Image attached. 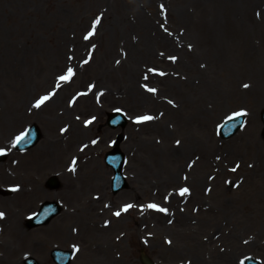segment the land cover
<instances>
[{"label":"rangeland","instance_id":"obj_1","mask_svg":"<svg viewBox=\"0 0 264 264\" xmlns=\"http://www.w3.org/2000/svg\"><path fill=\"white\" fill-rule=\"evenodd\" d=\"M69 68L74 75L60 81ZM205 68L207 93L196 89ZM118 107L130 118L122 130L106 124ZM263 108L264 0H0V150L8 152L0 209L12 196L8 185L33 194L27 206L10 198L31 233L13 242L0 230V255L54 264L53 247H75L71 264H142L144 248L158 264H244L249 255L264 262ZM240 110L243 128L221 138L219 125ZM145 115L154 119L138 123ZM33 122L41 141L15 151ZM120 131L129 186L113 193L104 155ZM54 174L58 189L46 186ZM49 199L63 202L62 213L29 228L24 214Z\"/></svg>","mask_w":264,"mask_h":264},{"label":"bare ground","instance_id":"obj_2","mask_svg":"<svg viewBox=\"0 0 264 264\" xmlns=\"http://www.w3.org/2000/svg\"><path fill=\"white\" fill-rule=\"evenodd\" d=\"M201 80H199L198 82L201 83L200 87H196V89H199L201 90L203 93H207L208 91L210 92V80H209V77L207 75V71H206V68L203 69V72L201 73ZM58 97L56 98L57 102L58 103H62L61 102V99L63 98L62 95H63V92L61 93H58ZM56 102V103H57ZM10 118H13L12 116H9ZM83 127H80V126H77L76 125V132L77 134H79V130H82ZM86 130V129H85ZM85 130H82L83 132H85ZM49 139H47L48 141ZM50 143V142H48ZM65 152V151H63ZM61 157H63V153L59 154ZM66 153L64 154V157H65ZM63 161V158H61L60 160L54 162V163H60ZM94 162V161H92ZM64 178L66 179L67 181V184L68 185H71V183H73L72 179L69 178L68 175H65L63 174ZM1 181V179H0ZM73 186V184H72ZM15 189H18V190H15L14 191V195L15 196H10V198H14V197H19L21 200L25 201L26 200V203L25 205H31V198H32V192L28 190H22L21 188H18L16 187ZM32 189V188H31ZM30 189V190H31ZM33 190V189H32ZM37 190H39V186L36 185L35 186V193H37ZM10 198H5L3 199V208L0 209V212L4 213V217L3 218H0V222L3 220L2 222V225L0 226V230L2 231L3 230V233L6 232L9 234V237H11L13 240V242L15 241H20L18 239H23L24 238H27L26 236L27 235H30L31 232H25L20 223H21V220L20 219V215L19 214H15L13 213V210H14V206L16 205V203L11 200ZM91 205L88 207L90 209L93 208V211H94V203H92L91 201L89 202ZM9 211V212H8ZM10 213V214H9ZM62 236H65L64 239L66 238V233L65 232H62ZM65 242H67V239H65ZM10 249V248H9ZM13 247L10 249V253L13 254ZM15 251V250H14ZM14 259V258H12ZM4 261L8 262L9 264H20V261H16V260H11L10 257L6 258V259H3V255H0V264H3L5 263Z\"/></svg>","mask_w":264,"mask_h":264},{"label":"snow or ice","instance_id":"obj_3","mask_svg":"<svg viewBox=\"0 0 264 264\" xmlns=\"http://www.w3.org/2000/svg\"><path fill=\"white\" fill-rule=\"evenodd\" d=\"M163 7V6H162ZM259 15V14H258ZM101 23V19H100V17H97V19L93 22V24H92V26H91V30L88 32V34L85 36V39L87 40V39H89L91 36H93L94 34H95V32H96V29H97V26L99 25ZM170 59H172V60H175L176 59V57H171ZM85 63H87V61H85ZM161 75H164V73H160ZM74 75V73H73V70L71 69V68H69L68 69V71H67V74L66 75H63V76H60L58 79L60 80V81H68V80H70L71 79V77ZM145 78H147V77H145ZM243 87H245V88H247V87H249V85H247V84H245V85H243ZM149 92H155L156 91V89H153V88H148L147 89ZM54 93H51V94H49V95H46V96H42V97H40L38 100H37V102L35 103V105H34V107H36V108H39V107H41L47 100H49L50 98H51V95H53ZM247 115V112L246 111H244V110H240V111H238V112H236V113H234L233 114V117H231L230 119H233V120H235V119H237V118H239V117H242V116H246ZM152 119H154V117H152V116H149V115H145V116H142V117H138L137 118V122L139 123V122H145V121H150V120H152ZM87 123H91V121H88ZM28 134H24V135H22V136H18V137H16V141H15V143H20L21 141H25V138H26V136H27ZM177 143H179V142H177ZM0 154H2V152H0ZM72 164H73V167H72V171H75V164H76V161L75 160H73V162H72ZM237 167H239V165H237ZM233 171H235L236 169L235 168H233L232 169ZM14 191L15 190H18V189H13ZM187 193H189V189L188 188H182L181 190H180V195L181 196H184L185 194H187ZM131 207H133L132 205H126L125 207H124V209H123V211H127L128 209H130ZM147 207L148 208H152V209H158V210H160V211H167L166 209H164V208H159V206L158 205H156V204H149V205H147ZM115 215L116 216H120L121 215V213L118 211V212H116L115 213ZM4 217V213H2V212H0V218H3Z\"/></svg>","mask_w":264,"mask_h":264},{"label":"water","instance_id":"obj_4","mask_svg":"<svg viewBox=\"0 0 264 264\" xmlns=\"http://www.w3.org/2000/svg\"><path fill=\"white\" fill-rule=\"evenodd\" d=\"M262 118H263V121H264V110L262 112ZM243 121H244V116L242 117H239L235 120L233 119H229L227 120L221 127L220 129V132L222 134L223 137H229L231 136L232 134H234L240 127L241 125L243 124ZM126 121H123L122 124L125 125ZM115 126H117V123H114ZM39 133V131H38ZM264 133V131H263ZM118 151V150H117ZM118 153H120L118 151ZM121 154V153H120ZM123 155V154H121ZM119 155L118 157L116 156H113V155H109L107 160L109 163H111L116 171H117V179H121V169H122V161H123V156ZM126 183H124L123 181V178H122V181L120 183V187H116V189H119L121 188L122 186H125ZM49 220V219H48ZM67 257V256H65ZM141 260L144 264H155L152 259L150 257H148L147 255L145 254H142L141 256ZM31 263V262H30ZM249 264H256L252 261H249Z\"/></svg>","mask_w":264,"mask_h":264}]
</instances>
